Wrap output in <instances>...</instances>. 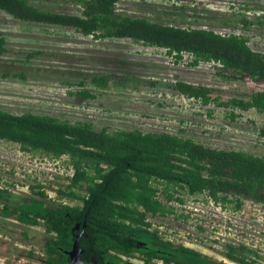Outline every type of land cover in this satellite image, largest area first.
I'll use <instances>...</instances> for the list:
<instances>
[{
  "label": "trees",
  "instance_id": "1",
  "mask_svg": "<svg viewBox=\"0 0 264 264\" xmlns=\"http://www.w3.org/2000/svg\"><path fill=\"white\" fill-rule=\"evenodd\" d=\"M73 1L82 6L80 12L57 11L32 0H0V9L22 20L163 47L176 62H183L187 55L192 64L213 62V74L229 82L251 79L264 83V52L253 49L244 33H221L133 15L119 7L120 0ZM245 7L254 9L255 5ZM6 50V37L0 32V54ZM90 79L98 86H118L132 77L105 73ZM174 79L170 85L176 91L202 105L228 108L226 115L231 118L251 107L264 111V86L222 98L220 93L213 94L216 87L212 85L179 76ZM0 138L18 143L21 150L37 154L40 160L66 155L65 165L73 168L70 174H55L67 181H57L60 201L53 203L38 174L30 183L20 180L29 184L31 193L16 204L9 198L7 183L11 181L0 183L1 215L16 214L25 224L45 228L47 237L41 249L47 264L65 262L69 258L66 250L72 248L78 233L84 255L106 257L113 264H133L131 257L138 258L139 264H264L262 230L261 234L248 232L231 238L224 250L228 262L167 237L166 229L154 226L153 220L177 218L181 205L174 201L183 204L185 193H205L214 205L231 212L241 210L246 201L264 205V153L242 145H213L166 129L97 128L88 120L72 122L3 107ZM77 222L80 227L74 228ZM190 223L203 234L217 229L214 222L210 227L199 220ZM226 224L232 220L227 218ZM33 253L30 249L29 255Z\"/></svg>",
  "mask_w": 264,
  "mask_h": 264
},
{
  "label": "rangeland",
  "instance_id": "2",
  "mask_svg": "<svg viewBox=\"0 0 264 264\" xmlns=\"http://www.w3.org/2000/svg\"><path fill=\"white\" fill-rule=\"evenodd\" d=\"M32 1L57 11L82 9L73 0ZM248 3L255 5L254 9L246 8ZM119 7L133 15L182 26L241 32L253 49L264 52V0H120ZM0 32L7 47L0 54V107L52 114L72 122L88 120L97 128L166 129L213 145H242L264 153V111L251 107L231 118L226 115L228 108L202 105L170 85L179 76L212 85L216 87L213 94L220 93L223 98L262 88V81L229 82L213 74V62L192 64L190 55L176 62L163 47L141 45L128 37H96L72 26L22 20L2 9ZM105 73L132 79L118 86H98L90 79ZM66 160V155L40 160L37 154L21 150L18 143L0 138V183L11 181L7 183L9 198L16 204L31 193L29 184L21 181L30 183L38 174L48 190V201H60L57 181L67 180L55 174L72 172L66 169ZM185 194L183 204L174 201L181 205L177 218H153L154 226L166 229L167 237L228 262L224 250L231 238L248 232L259 234L260 230L264 238V205L246 201L241 210L231 212L214 205L205 193ZM1 212L0 206V264H47L41 249L47 237L45 228ZM227 218L232 224H226ZM194 220L206 227L217 223V229L203 234L190 223ZM26 231L30 235L24 238ZM260 245L264 252V241ZM130 261L141 263L135 257Z\"/></svg>",
  "mask_w": 264,
  "mask_h": 264
},
{
  "label": "water",
  "instance_id": "3",
  "mask_svg": "<svg viewBox=\"0 0 264 264\" xmlns=\"http://www.w3.org/2000/svg\"><path fill=\"white\" fill-rule=\"evenodd\" d=\"M80 234H77V237L73 241V246L71 249L66 250V253L69 255L70 259L66 262L60 264H86V262L81 258L80 252L83 250L79 244ZM96 261V260H94Z\"/></svg>",
  "mask_w": 264,
  "mask_h": 264
},
{
  "label": "flooded vegetation",
  "instance_id": "4",
  "mask_svg": "<svg viewBox=\"0 0 264 264\" xmlns=\"http://www.w3.org/2000/svg\"><path fill=\"white\" fill-rule=\"evenodd\" d=\"M79 227H80V223L77 222L75 224L74 228H79ZM78 234H80V233H78ZM83 252H84V250H82L80 252V256L86 262V264H113L111 262V260H107V259L104 260V258H106V257H103V258H102V256L101 257H97L94 254H86V255H84ZM69 259H70V257L66 261H68ZM94 260H96V261H94Z\"/></svg>",
  "mask_w": 264,
  "mask_h": 264
},
{
  "label": "crops",
  "instance_id": "5",
  "mask_svg": "<svg viewBox=\"0 0 264 264\" xmlns=\"http://www.w3.org/2000/svg\"><path fill=\"white\" fill-rule=\"evenodd\" d=\"M30 234H29V232H25L22 236L25 238V236H29ZM28 254H29V252H28Z\"/></svg>",
  "mask_w": 264,
  "mask_h": 264
},
{
  "label": "built area",
  "instance_id": "6",
  "mask_svg": "<svg viewBox=\"0 0 264 264\" xmlns=\"http://www.w3.org/2000/svg\"><path fill=\"white\" fill-rule=\"evenodd\" d=\"M66 169H67V170H72V171H73V168H72V167H67Z\"/></svg>",
  "mask_w": 264,
  "mask_h": 264
}]
</instances>
